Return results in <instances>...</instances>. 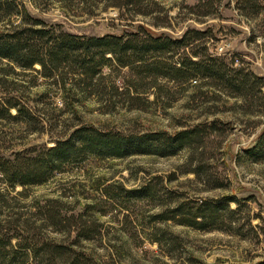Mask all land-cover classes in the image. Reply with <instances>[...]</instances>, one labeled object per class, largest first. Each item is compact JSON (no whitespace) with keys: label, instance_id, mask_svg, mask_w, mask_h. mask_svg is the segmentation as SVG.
<instances>
[{"label":"rangeland","instance_id":"obj_1","mask_svg":"<svg viewBox=\"0 0 264 264\" xmlns=\"http://www.w3.org/2000/svg\"><path fill=\"white\" fill-rule=\"evenodd\" d=\"M146 1L148 14L135 12L131 4L128 9L123 0L20 3L31 16L78 34H119L141 23L154 33L178 38L186 29L197 28L205 33L198 39L199 51L219 57L231 68L251 70L264 81V9L256 11L264 0ZM1 16L0 12V30L19 22V14ZM187 54L180 49L172 58ZM39 67L22 69L0 59V101L12 95L13 101L31 112L15 119L0 118L2 153L29 147L41 150L81 124L123 133H173L197 127L203 138L170 155L81 157L43 183L16 185L9 194L17 197L9 199L14 211L19 207L23 216L37 217L36 223L45 216L38 204L67 215L80 213L82 224L93 232L80 240V248L98 264H264V148L257 144L264 132L261 93L255 89L243 98L230 89L220 90L224 86L211 79L178 82L158 76L152 82L146 76L136 82L141 106L130 107L121 90L124 78L133 75L126 67L112 72L117 92L105 89L92 94L69 85L65 90L54 79L43 77ZM261 89L264 93V85ZM15 112L9 108L11 115ZM144 185L149 189L146 196L125 191ZM0 186L9 190L5 183ZM19 190L22 193L16 194ZM200 198L218 203L234 198L229 207L238 210L224 211L217 226L207 229L162 218L179 201ZM9 208L0 213L3 221ZM9 223L2 222L3 229L14 231ZM67 227H41V232L66 242L78 230L68 232Z\"/></svg>","mask_w":264,"mask_h":264},{"label":"trees","instance_id":"obj_2","mask_svg":"<svg viewBox=\"0 0 264 264\" xmlns=\"http://www.w3.org/2000/svg\"><path fill=\"white\" fill-rule=\"evenodd\" d=\"M147 2L123 0V5L129 9L127 5L131 4L135 12L148 14ZM20 5V0H0L1 17L19 14L18 23L0 30V59H6L22 69H34V65L38 64V71L43 77L54 79L65 90L69 85L70 89L86 94L103 92L105 89L117 92L119 86L112 72L126 67L133 75L124 78L126 80L121 90L129 100L130 107L141 106L136 82L146 76H150L152 82L158 76L178 82L211 79L215 84L224 86L220 90L230 89L234 96L248 98L256 89L264 97L261 76L243 67L231 68L219 57L197 49L201 42L198 39L205 34L200 29L188 28L180 37L172 38L162 32L154 33L138 23L135 30L119 34H78L63 29L59 24H50L31 16ZM252 8L253 5L249 10ZM260 8L264 9V5H258L254 10L259 11ZM180 49L188 53L186 57L173 59ZM13 98L9 95L1 99L0 118L15 119L31 115ZM10 107L16 109L15 115L9 113ZM202 138L203 133L197 127L182 128L173 133L164 130L123 133L81 124L67 136L55 139L52 145H44L41 150L29 147L13 151L10 155L0 152V183H5L9 188L8 191L0 189V213L3 207H10L5 220L0 219V264H31L32 260L39 264H98L80 248V240L93 235L92 227L80 221V213L67 215L50 208L48 204H38V211L42 210L41 215L45 216L38 217L36 223L37 217L32 216L34 220H31L23 216L19 207L16 211L12 209L9 199L17 197L9 194L16 185L25 187L43 183L81 157H123L134 153L170 155L183 147H193L195 141ZM257 144L264 148V132L260 133ZM125 191L137 197L149 194L145 185ZM21 193L22 190L16 191V194ZM233 199L226 198L222 203L201 198L183 199L170 207L162 218L200 229L216 227L224 211L235 213L238 210L229 207V200ZM10 219L16 222L9 223ZM1 221L9 223L14 231L3 229ZM18 221L24 226L20 227ZM41 227H51L53 230L67 227L68 232L73 230L70 228L78 230L75 238L65 242L44 236ZM13 238H17L14 243Z\"/></svg>","mask_w":264,"mask_h":264}]
</instances>
